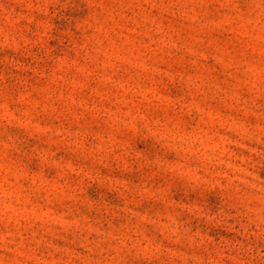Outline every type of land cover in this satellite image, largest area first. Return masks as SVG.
I'll return each mask as SVG.
<instances>
[{"label": "rangeland", "instance_id": "obj_1", "mask_svg": "<svg viewBox=\"0 0 264 264\" xmlns=\"http://www.w3.org/2000/svg\"><path fill=\"white\" fill-rule=\"evenodd\" d=\"M0 264H264V0H0Z\"/></svg>", "mask_w": 264, "mask_h": 264}]
</instances>
